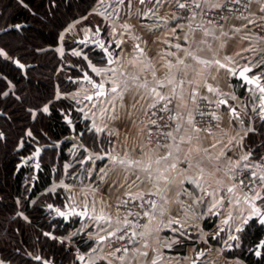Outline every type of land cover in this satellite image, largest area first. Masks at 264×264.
<instances>
[{
    "label": "snow or ice",
    "instance_id": "6c2138e0",
    "mask_svg": "<svg viewBox=\"0 0 264 264\" xmlns=\"http://www.w3.org/2000/svg\"><path fill=\"white\" fill-rule=\"evenodd\" d=\"M19 2L23 3V0ZM100 2L103 3V0ZM116 3L123 5L125 0H116ZM139 3L141 5L151 3L152 7L146 11L138 9L135 13L137 17L151 15L162 21L154 27L144 26L150 33L161 28L168 29V21L157 16L159 9L165 4L181 10L182 15L177 16L174 13L172 19L177 22L182 35L177 34V27H172L171 35L178 42L172 44L169 40L163 41L167 49L162 54L157 53L162 61L160 68L165 70L162 75L153 63L154 58L149 56L150 49H148L147 41L141 36L134 35L133 25L127 21L120 24L119 34L121 37L124 34L131 35L135 43L126 50L122 47L125 43L123 39L116 41V47L120 49L115 54L116 58L109 52L103 40L95 41L100 49L107 53L106 65L115 64L118 67H98L89 60L87 67L91 73L101 79L97 81L85 71L82 80L90 85V88H81L73 93L71 98L77 104L83 101H96L92 104V109L96 111L89 110L91 125H85V130L93 133L87 143L90 147L96 148L97 139L102 134L106 137L108 145L107 148L100 147L95 151L85 147L86 160L81 159L80 163L103 161L105 157L108 163L99 169L89 185L81 186V193L84 196L82 211H75V195L68 197L72 201L69 205L70 212L53 208L51 204L47 205L50 210L65 219L71 215L87 217L97 222L98 238L90 236L91 239H96L97 244L113 239L126 240L132 245L139 244L140 247L132 249L127 246L115 249L116 253L123 252V255L114 257L120 261V264H132V260L140 257L147 258L148 250L151 248L150 241H159V228L154 225L162 222L164 217H169L167 221L169 226L180 224L183 228L181 219L186 222L190 218V213L195 215L193 205L207 204L209 213L218 215L219 213L214 210L225 208L226 204H232L233 200L239 204L240 193H242L244 203L249 205V211L235 231L242 232L244 226L248 225L253 218L264 226V154L258 157L260 164L251 161L253 153L250 149L237 155L236 150L244 147V136L239 133L230 135L232 120H229L227 127H222L223 117L215 111L208 110L214 103L217 106L228 104L226 99H219L220 96L226 95L219 88L220 70L225 69L231 76H236L238 73L245 84L254 85L258 89L260 93L258 115L264 120V84H261L264 73L261 76L248 75L253 71V67H264V57L254 65L249 61L239 67L238 61L227 54L230 43L237 38L239 42H249L250 46L243 49L246 52L255 53L256 45L264 43V36H259L252 31L257 27L264 31V0H183V2L181 0H139ZM229 3L232 5L231 8L228 7ZM253 3L258 5L261 15L257 16L255 12L250 11ZM127 6L131 7V0H127ZM213 10L219 12L226 10L231 15H220L219 21L224 22L220 23L215 18L208 17V12ZM185 16L187 24H180V20ZM197 17H200L199 22ZM232 20L240 21V26L231 25ZM225 25L230 26L226 28ZM12 27L18 29L21 26L17 24ZM74 27L75 24L70 25L67 31H71ZM99 31L100 29L97 28L96 33L99 34ZM116 34L117 29L113 27L109 35ZM63 38L61 34L59 39L63 40ZM141 41L144 47H141ZM84 42L80 41V43ZM57 51L63 53L62 48H58ZM73 55L81 56V53L74 52ZM236 56L245 59L240 52H237ZM84 59L88 60V57L84 56ZM0 61L10 62L19 69L25 68V64L15 57L7 45L0 47ZM100 64L105 65L104 57L101 58ZM144 73H150L151 80H148ZM5 80L4 74L0 73V83H3V87H0V96L7 97L9 93L5 89L8 84L4 82ZM209 81L216 82V86L214 87ZM81 93H83L82 97ZM208 94H212L217 99L213 100ZM60 98L59 95L56 96V99ZM231 98L236 99L235 96ZM50 103L51 101L43 105L30 104L27 98L20 95H16L13 101V105L25 109V116L30 120H37V112L41 113V118L43 114H50ZM79 111L84 113L86 120L89 119L84 108H80ZM149 112H151L150 116H148ZM137 113L148 116L147 122L139 119ZM15 115V112L9 114L7 108H0V119L7 116L8 120H12ZM228 115L230 118H240L236 108L230 105ZM64 119L68 124L72 123L66 110H64ZM121 129L124 130L123 140H120ZM9 132L10 129L4 130L3 125H0V141H5ZM79 135L83 136L84 133ZM25 136L36 139L33 131L27 129L17 138V147L25 146ZM113 138L118 141L121 147L120 152L116 151L117 146L113 144ZM100 144L103 145L104 141L101 140ZM40 152L41 149L37 147L33 156L38 157ZM36 167L38 168L39 164ZM252 169H259V171ZM249 171L250 176L246 177L247 183L245 178L238 180L242 173ZM186 182L194 185L195 190L189 191L185 188ZM61 187L72 192V188L67 184H61ZM102 187H108L110 191L115 190L120 193L116 198L115 221L112 215L104 210L105 206L111 208L112 205L102 197L99 201L101 208L97 212L95 197ZM89 195L93 197L92 215H89L88 210ZM182 196H186L191 203L182 200ZM257 201L260 202L259 206ZM174 205L176 206L175 216L171 215ZM121 208L126 210L122 218ZM20 215L23 214L20 213ZM23 218L28 220L26 216ZM230 219H232L231 210L228 211V220ZM141 220L145 222L140 223ZM228 220H224V223H228ZM100 232L105 235H99ZM43 235L51 236L47 232ZM181 235L183 236L184 233L181 232ZM51 238L57 239L55 236ZM229 239L235 241L239 237L232 235ZM59 243L64 244L65 240H60ZM179 243H181L180 239H174L166 246L171 247L172 244ZM257 248H264V239L258 242ZM152 250L156 251V249ZM96 251V248H92V252ZM130 251L131 258H129ZM110 255L114 256V253ZM204 255L205 253L200 251L195 259L190 257L191 264H197ZM255 255L259 257L262 253L256 251ZM74 256L75 260L85 261V255L74 254ZM34 258L42 260L38 255ZM98 259H107V264H113L112 259L107 257H98ZM0 264H3V261H0ZM42 264H51V261L42 260ZM86 264H97V259L89 257ZM150 264H159V261L152 258ZM208 264H215V261H209Z\"/></svg>",
    "mask_w": 264,
    "mask_h": 264
},
{
    "label": "trees",
    "instance_id": "16d2710c",
    "mask_svg": "<svg viewBox=\"0 0 264 264\" xmlns=\"http://www.w3.org/2000/svg\"><path fill=\"white\" fill-rule=\"evenodd\" d=\"M103 3L100 0H23V3L19 0H0V47L7 45L16 58L30 65L24 72L10 62L0 61V73L6 77L4 82L8 87L11 81L16 85V90H9L7 97L0 96V108H7L9 114L16 113L12 120H8L7 116L0 119L3 129H10L7 139L0 141V260L6 261L7 264H42L34 258L37 255L52 260L55 264L73 262L82 264L75 260L67 246L58 240L59 236L73 229L80 217L76 216L75 223L72 220L65 222L63 218L49 216L47 207L49 204L62 205L68 200L64 188L60 187L54 193H47L48 187L57 177L63 175V165L65 162L70 163V158H76L77 167L82 164L80 161L86 156L84 149L92 148L87 142L93 136L92 132L85 130L88 121L82 119L80 115L76 116L70 98L54 99L56 87L54 74L61 65V57L56 46L59 44L61 31L72 20L86 16L95 5ZM23 22L28 24L18 29L12 27ZM91 25L93 31H96V25L99 24ZM99 27L105 35L102 25ZM75 45L79 44L74 40ZM81 46L84 49L83 56H87L88 60L83 58L78 63L65 64L71 70L68 76L64 75L60 80L65 91L81 83L70 78L81 74L82 69H87L91 73L87 67L89 60L102 66L100 60L104 53L101 49L89 44L86 46L80 44ZM0 87H3V83H0ZM16 95L27 98L30 104L43 105L51 101L50 114H43L41 118V113L37 112V120L28 119L24 108L13 105ZM64 110L67 114L72 112L70 115L75 122V131L64 119ZM262 128L264 132V121ZM27 129L33 131L36 139L25 136V146L17 147V138ZM82 132L84 135L80 136L79 133ZM77 140L83 146H78ZM101 140L104 141L103 145L100 144ZM101 140L97 139L96 148L107 144L105 139ZM258 142L261 144L257 150L264 145V133ZM37 145L42 147L43 152L38 178L32 188L35 173L33 161L21 167L19 164L23 160L22 156L32 154ZM74 168L71 167L72 170ZM25 176H28L27 181H24ZM16 198L22 202V209L28 220L18 213ZM262 228L256 218L250 220L239 234L240 244L236 245L234 243L237 240L233 241L227 254L240 257L247 264H264V248L261 256L255 255L256 245L263 237ZM46 232H52L57 239L44 236L43 233ZM76 237L81 240L78 235Z\"/></svg>",
    "mask_w": 264,
    "mask_h": 264
},
{
    "label": "crops",
    "instance_id": "0c3cea01",
    "mask_svg": "<svg viewBox=\"0 0 264 264\" xmlns=\"http://www.w3.org/2000/svg\"><path fill=\"white\" fill-rule=\"evenodd\" d=\"M151 3H146L145 5H141L139 0H131V7L127 6V0H125V4L118 5L116 0H104L103 4H97L93 7V9L89 12L93 14V18L96 19L97 22H93L92 24H99L105 30L104 37L108 42L113 44L112 51L116 54L120 51L119 48L116 47V41L123 39L125 43L122 47L126 50L130 49L131 46L135 43L133 41L131 35L124 34L121 37L120 33V24L127 21L131 25H133V34L141 36L143 40L147 41L149 56L153 57V63L156 64L159 69V74L162 75L165 71L163 68H160L159 55L157 53L162 54L166 49L167 45L163 43L164 40H169L172 44L177 43L178 41L171 35V28L177 27V22L172 19L173 14H178L174 11V6H169L165 4L162 8L159 9L157 16L163 18L168 21V29L165 30L161 28L155 32H148L147 27L144 26H155L157 23H161L162 21L157 20L156 16H140L137 17L135 13L137 10L146 11L148 8H151ZM250 11L255 12L257 16L261 15L258 10V5L253 3L250 6ZM98 13H102L103 15H99ZM98 15V16H96ZM80 19V18H79ZM78 20V19H77ZM200 17H197V22H199ZM180 24H185L182 20H180ZM231 25L240 26L241 22L232 20L230 22ZM230 25H226L227 28ZM115 27L117 29V34L115 36L109 35L111 29ZM252 31L259 35L264 36V31H261L259 27L253 28ZM89 32L93 35H96V31H93V26H90V31H81L75 37L76 39ZM177 34L182 35L177 27ZM141 47H144L143 41L140 42ZM79 45H75L76 47H80L81 43H77ZM86 46V44H81ZM249 42H239L238 38L230 43L229 48L227 49V54L232 56L236 61H238L239 67L244 66L247 62H251L253 65L261 61V58L264 57V51H260V49H264V43L257 44V52H246L243 51L244 48L249 47ZM59 47V46H58ZM82 47V46H81ZM56 49H58L56 47ZM174 50V49H173ZM240 52L245 59H241L240 56H236V53ZM223 55V54H222ZM116 58V57H115ZM93 63V62H92ZM225 63H227L225 61ZM94 64V63H93ZM96 65V64H95ZM99 67V65H96ZM109 67H118V65H102ZM229 66H237V65H229ZM264 73V67H253V72L251 74H261ZM95 75V74H94ZM148 80H151L150 73H144ZM100 80L101 77H98ZM213 83V86H216V82L209 81ZM264 83V78H263ZM80 84L88 85L83 82ZM84 86V87H85ZM86 88H90V86H86ZM219 88L220 90L226 94L219 97V99H226L228 104L221 105V110L219 115L223 117L224 123L222 127H227L228 122L231 119V128L229 130L230 135H236L239 133L241 136H244V147L237 149V155L243 154L249 149L253 153V156L250 158L251 161L255 164H260L261 161L258 159L256 152V148L261 144L258 142L259 138L264 133L261 129H263V121L259 118L260 113V100H259V91L256 89L254 85H251V89H248L247 84H245L237 75L231 76L227 74L225 69L220 70V80H219ZM78 88L75 90L79 91ZM75 92H70V95L67 96L70 98L74 104V108L76 110V116L79 115L82 119L86 120L84 117V113L79 111L80 108H84L85 112L88 113L89 119L88 125H91V111H96V109H92V104L96 103V101H83L81 104H77L71 96ZM83 93H81L82 97ZM213 100H216L217 97L212 96V94H208ZM235 96L236 99L233 100L231 97ZM64 97V96H63ZM127 103V100H126ZM229 105L231 107L236 108V111L240 114L239 119L230 118L228 115ZM99 113L97 112V116ZM139 119H143L142 113L136 114ZM135 118V117H134ZM144 120V119H143ZM99 123V121H97ZM146 122V121H145ZM252 129V131H248ZM245 133H247L245 135ZM124 130L121 129L120 140H123ZM105 139L107 143V139L104 135H100L98 139ZM76 144L78 146H82V143L77 140ZM113 144L116 145V151L120 152L121 147L118 141L113 138ZM108 145H104L103 148H107ZM90 151H95L93 148H89ZM87 156V153H86ZM85 156V160H86ZM108 163L107 158L103 161L94 160L91 162L82 163L78 169H71L72 165L69 162H65L63 165V175L61 177V182H58L57 185L67 184L72 188V192L67 193V198L70 195L76 196V206L82 207V201L84 199L83 194L81 193V186H87L92 182V179L98 174L100 168H103ZM259 171V169H256ZM69 174V175H68ZM68 179V180H67ZM189 191H194L195 186L189 185L187 182L184 185ZM63 188V187H62ZM123 191V190H122ZM197 195H199L198 190H196ZM117 195L120 193L115 192V190L110 191L108 187H102L100 192L95 197L96 209L97 212L100 211L101 204L99 203L101 197L112 204L117 201ZM227 195V193H224ZM239 204L235 203L233 200L232 204H226L225 208H219L214 211L218 212V215H214L209 213L208 205H193V210L195 215L193 216L191 213L189 214L190 218L185 222L184 219H181L180 216H177L178 219H181V224L184 225L181 228L180 224L168 225L167 221L169 217H164L162 222H157L154 227L159 228L158 237L159 241L152 240L150 241L151 248L149 251V256L147 258L140 257L139 259L132 260V264H150L152 258H156L159 261V264H191L190 257L195 259L196 254L203 250L205 255L197 261V264H208L209 261H215V264H241L243 261L245 264L247 262L240 258L234 257L232 255L227 254V250L231 249V245L234 243L229 239L230 236L235 235L237 233L235 231L236 227L240 224V221L248 214L249 205L245 204L242 198ZM251 195V193H249ZM93 197L91 195L88 196L89 200V215H92V201ZM182 200H185L187 203H191V201L186 197L182 196ZM69 200V199H68ZM72 203L71 200H69ZM259 206L260 202L257 201ZM107 214L112 215L113 221L116 219V212L112 208H108L105 206L104 208ZM232 212V219L228 220V211ZM171 215H176V206L174 205L172 208ZM76 216L72 218V221L76 222ZM224 220H228V223H224ZM106 227V225H105ZM181 232L184 235H181ZM98 227L97 222L89 220L87 217L84 220H79L76 225L70 230L67 234L63 236H59L62 240H65L71 250L75 253V255H85V261L80 263L86 264L87 259L89 257L96 258L97 263L102 262L103 264H107V259L100 260L98 257H107L108 259H112L113 264H120V261L115 259L116 255L113 254L108 247L107 242L103 244H97L96 239H91V237H97ZM241 234V233H239ZM81 239L80 241L77 239V236ZM99 235H105V233L100 232ZM215 237V239H213ZM98 238V237H97ZM174 239H180L181 243L172 244L171 247L166 246ZM236 245H239L238 240L235 242ZM135 247H140L139 244H136ZM92 248H96V252H92ZM152 249H156L153 251ZM252 250V248H251ZM131 252L129 253V258H131Z\"/></svg>",
    "mask_w": 264,
    "mask_h": 264
},
{
    "label": "rangeland",
    "instance_id": "374dc122",
    "mask_svg": "<svg viewBox=\"0 0 264 264\" xmlns=\"http://www.w3.org/2000/svg\"><path fill=\"white\" fill-rule=\"evenodd\" d=\"M98 16V15H96ZM98 18H93V14L92 13H88L86 16H83L81 17L80 19H75V20H72L66 28H64L61 33H60V36L61 34H63V40H60L59 39V44L56 46L57 48H62L63 49V53L61 54L60 51H57L59 56L61 57V65L57 68L55 74H54V78H55V84H56V87H55V97L54 99H56V96L59 95L60 97H66L68 98L67 96L70 95V92H76L75 90H77L78 88L81 89V88H86V86H90V85H83V84H78L75 88L73 89H68V90H63L61 84H60V80H61V77L66 75L68 76L70 73H71V70L69 68H67V66L65 65L66 63L68 65H71L72 63H78V61H82L84 56V49L82 47H76L74 46V40H75V37L77 36L78 33H80L81 31H86V29H90V26L93 22H97ZM75 24V27L71 30V31H67L68 27L70 25H73ZM87 33V32H86ZM93 35V34H92ZM59 36V37H60ZM81 36V35H80ZM59 46V47H58ZM2 47V46H1ZM57 50V49H56ZM74 52H80L81 53V56H76V55H73ZM82 82V81H81ZM84 83V82H83ZM87 84V83H85ZM85 86V87H84ZM11 91V90H16V85L14 84V82H10V86L6 89V91ZM49 107H50V104H49ZM260 149L259 150H256V154L257 156L259 157L261 154H264V145H261L259 147ZM70 163L72 165V167H75L74 169H78L79 167L78 166V162L76 160V158L74 157L73 159L70 158ZM28 164H30V162H28ZM256 170V169H255ZM61 175L60 177H57L52 185H50L48 188V192L47 193H54L57 188H60L61 186L60 185H57L58 182H61ZM68 180V179H67ZM16 203L18 205V213H22L23 215L22 216H26L28 217L27 215H25L24 213V210L22 209V202L20 201V199L16 198ZM112 205V204H111ZM112 208V207H111ZM51 236L52 235V232H50ZM63 236V235H62ZM58 240H62L61 238H58ZM68 249V251H70L73 255L75 254L72 250H71V247H69V245L67 244V242L65 241L64 243ZM236 244V243H234ZM2 261V260H0ZM3 264H7L6 261H3ZM241 264H245L243 261H241Z\"/></svg>",
    "mask_w": 264,
    "mask_h": 264
},
{
    "label": "water",
    "instance_id": "95a60500",
    "mask_svg": "<svg viewBox=\"0 0 264 264\" xmlns=\"http://www.w3.org/2000/svg\"><path fill=\"white\" fill-rule=\"evenodd\" d=\"M17 24L20 25V26L22 27L23 25H27L28 23L23 22V23H17ZM17 24H15V25H17ZM21 27H20V28H21ZM97 28H99L100 31H99V34L96 33L95 38L92 37L93 35H92L91 33L87 32V33L83 34L81 37L77 38V39H76V43H80V41L83 40V41H85V42H84V43H81V44H89L90 46L97 47V48L100 49V47L95 43V41H97V40H103L104 43H105V46L108 48L109 52L113 53L114 58H115V53L112 51L113 44H112L111 42H108L107 39L104 37V35H103V30L99 27V25H96V29H97ZM101 50H102V49H101ZM103 53H104V58L106 59V57H107V53H105V52H103ZM17 59H18V58H17ZM21 63H23V62H21ZM24 64H25V63H24ZM28 66H30V65H29V64H25V68L22 69V70L25 72V71L27 70V67H28ZM85 71L88 72V73H89V74H90L95 80L99 81V79H97L94 75H92L87 69H82V70H81V74H80L78 77H71L70 79H72L74 82L82 81V82L86 83L85 81L82 80V76H83V73H84ZM252 72H253V71H252ZM252 72H251V73H252ZM251 73H248V75H249V76H252L253 74H251ZM255 75L260 76V74H255ZM237 76L239 77L238 73H237ZM239 78H240V77H239ZM240 79H241V78H240ZM261 84H264V83H263V78L261 79ZM247 87H248V89H251V85H247ZM259 105H260V103H259ZM70 114H71V113L68 114V118L71 119V121H72V123L70 124V127H71V129H72L73 131H75V130H76L75 122L73 121V118L71 117ZM37 147H39V148L41 149L40 155H39L38 157H34V156H33V153H34V152H33L32 154H29V155L25 156V157L22 156V159H23V160H22V161L20 162V164H19V167H21L22 165H25V164H27L28 162L33 161L34 166H35V173H34L33 178H32V188L35 186L36 180H37V178H38V172H39V168H40V164H41V160H40V158H41V154H42V152H43V149H42L41 146H38V145H37L36 148H37ZM37 164H39V167H38V168L36 167ZM70 204H71V203H70L68 200H66V201L64 202V204H63V205L65 206V209H62V210H63V211H66V212H70V211H71V209L69 208V205H70ZM51 205H53V208H60L59 205H54V204H51ZM48 210H50V209L48 208ZM88 210H89V209H88ZM75 211H76V212H80V211H82V207H78V206L75 205ZM54 217H55V218H63V217L58 216L57 214H55ZM73 217H74V216H71V215H70L67 219H65V218H63V219H64L65 222H69V221L72 220ZM78 217H80V216H78ZM85 218H86V217H80L81 220H84ZM261 226H262V225H261ZM245 227H246V225L244 226V229H245ZM262 227L264 228V226H262ZM239 233H240V232H239ZM239 233H235V235L239 237ZM261 239H264V231H263V237H262ZM261 239H260V240H261ZM232 241H233V240H232ZM257 244H258V243H257ZM262 250H263V248H257V245H256V250H255V252H256V251H260V252L262 253ZM202 251H203V250H202ZM38 256H40V257L42 258V260H48V259L42 257L41 255H38ZM42 260H39V261L42 262ZM49 261H51V264H55L52 260H49Z\"/></svg>",
    "mask_w": 264,
    "mask_h": 264
},
{
    "label": "built area",
    "instance_id": "2783aa9c",
    "mask_svg": "<svg viewBox=\"0 0 264 264\" xmlns=\"http://www.w3.org/2000/svg\"><path fill=\"white\" fill-rule=\"evenodd\" d=\"M181 2H183V0H181ZM228 7L229 8H231L232 7V5L229 3V5H228ZM174 9V11L178 14V16H180V15H182V12H181V10H179V9H176L175 7L173 8ZM220 15H231V13H228L226 10L225 11H223V12H219L218 10H213V11H211V12H208V17L209 18H215L216 20H218L219 21V16ZM185 24H187V18H186V16H185V18L184 19H181ZM220 23H224L223 21H219ZM226 26V25H225ZM93 38H95V35H93L92 36ZM209 111H215V112H217V114L219 115V112H220V110H221V105H219V106H217L215 103L213 104V105H211L210 107H209V109H208ZM151 115V112H149L148 113V116H150ZM158 115H161L160 113H158ZM148 116H145V115H143V119L147 122V118H148ZM153 133H155V129H153ZM153 138H155V136L153 135ZM32 162V161H31ZM30 162V163H31ZM252 170H255V169H252ZM248 176H250V171L249 172H244V173H242L241 174V176L240 177H238V180L240 179V178H245V182L247 183V179H246V177H248ZM27 179H28V176H25L24 177V181H27ZM116 202L117 201H115V202H113L112 203V209L116 212V207H115V205H116ZM59 207L61 208V209H65V206L62 204V205H59ZM130 207H132L131 205H130ZM134 211H138L139 209H133ZM125 209L124 208H121L120 209V213H121V218L123 217V215L125 214ZM56 214V212L55 211H53V210H49V212H48V215L49 216H54ZM145 221L144 220H141L140 221V223H144ZM136 245V244H135ZM135 245H132V244H128V242L125 240V241H116V240H109L108 242H107V247H108V249L111 251V252H113L115 255H116V257H118V256H121V255H123V252H120V253H116L115 252V249L117 248V247H122V246H127V247H129V249H132L133 247H135ZM131 252V251H130ZM129 252V253H130Z\"/></svg>",
    "mask_w": 264,
    "mask_h": 264
},
{
    "label": "flooded vegetation",
    "instance_id": "af4514ba",
    "mask_svg": "<svg viewBox=\"0 0 264 264\" xmlns=\"http://www.w3.org/2000/svg\"><path fill=\"white\" fill-rule=\"evenodd\" d=\"M82 35H83V34H82ZM80 37H81V36H80ZM79 75H80V74H79ZM79 75H78V76H79ZM78 76H74V77H78ZM70 113H72V112L70 111Z\"/></svg>",
    "mask_w": 264,
    "mask_h": 264
}]
</instances>
